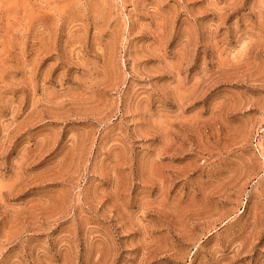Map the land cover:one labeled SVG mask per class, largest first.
<instances>
[{"label": "rangeland", "instance_id": "1", "mask_svg": "<svg viewBox=\"0 0 264 264\" xmlns=\"http://www.w3.org/2000/svg\"><path fill=\"white\" fill-rule=\"evenodd\" d=\"M0 264H264V0H0Z\"/></svg>", "mask_w": 264, "mask_h": 264}]
</instances>
